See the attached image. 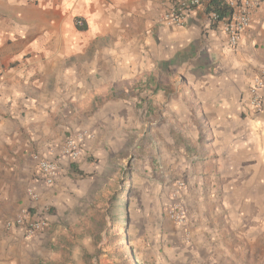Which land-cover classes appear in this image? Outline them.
<instances>
[{"label": "crops", "instance_id": "obj_1", "mask_svg": "<svg viewBox=\"0 0 264 264\" xmlns=\"http://www.w3.org/2000/svg\"><path fill=\"white\" fill-rule=\"evenodd\" d=\"M171 2L0 0V264L89 254L98 180L136 161L188 179L186 222L145 203L140 263L264 264V90L258 113L249 104L264 0L237 45L203 6L165 24ZM79 134L75 162L62 149ZM35 155L59 162L53 185ZM24 209L47 222L35 235L5 227Z\"/></svg>", "mask_w": 264, "mask_h": 264}, {"label": "rangeland", "instance_id": "obj_2", "mask_svg": "<svg viewBox=\"0 0 264 264\" xmlns=\"http://www.w3.org/2000/svg\"><path fill=\"white\" fill-rule=\"evenodd\" d=\"M143 155L149 153L144 148ZM134 150L131 151V155ZM131 156V161L133 163ZM138 158H141L140 156ZM135 165V168L133 167ZM129 166L124 162L126 170L129 171L126 182L122 185V192L114 201L108 200V193L92 197L91 204L97 208H91L90 214L95 220L88 219L85 231L91 236L85 243L89 249L90 262L94 264H126L128 261L133 264H142L139 261L142 250L141 237V219L145 216L144 205L153 202L160 204L163 214L168 215V209L173 201L180 198V193L184 191L187 185L185 171L178 165V168L172 169L169 165L164 168L169 170L167 178L160 179L159 174L155 172L152 166L150 173H144V163L138 166V161ZM112 164L111 167H116ZM132 167V168H130ZM182 171V173H181ZM197 187V184L195 185ZM183 201V200H182ZM184 202V201H183ZM185 203V202H184ZM186 204V203H185ZM188 207V206H187ZM189 211V208H188ZM172 220V219H171ZM70 251L64 258H58L56 261H48L50 264H89L86 257H79L74 253L77 245L70 244Z\"/></svg>", "mask_w": 264, "mask_h": 264}, {"label": "built area", "instance_id": "obj_3", "mask_svg": "<svg viewBox=\"0 0 264 264\" xmlns=\"http://www.w3.org/2000/svg\"><path fill=\"white\" fill-rule=\"evenodd\" d=\"M233 9L232 15L225 19L219 20L216 13H211L210 18L213 22L223 21L224 30L232 45H237L242 33L249 27L251 22L252 11L258 7L260 0H223ZM208 0H172L169 9L163 15V22L173 26H184L187 22L189 13L199 6L206 7ZM78 25H82V20H77ZM264 90V71L254 80L250 87V107L259 112L263 107V96L261 91ZM83 138L82 134L77 137L70 136L63 145L62 154L68 156L72 161H79L83 156V147L79 140ZM38 160L42 179L48 185H53L60 173V164L56 159L44 158L35 155ZM170 219L184 223L189 219L187 205L179 199H175L168 209ZM47 222L43 214L36 213L30 209H24L16 217L7 219L5 227L8 230L20 228L26 235L32 236L40 232Z\"/></svg>", "mask_w": 264, "mask_h": 264}, {"label": "trees", "instance_id": "obj_4", "mask_svg": "<svg viewBox=\"0 0 264 264\" xmlns=\"http://www.w3.org/2000/svg\"><path fill=\"white\" fill-rule=\"evenodd\" d=\"M206 12L209 15L212 12L216 13L218 15L219 20H225L232 15L233 9L228 4H226L223 0H208L207 6H206ZM72 169L73 171L80 172L79 169L76 167V165H73ZM114 173H115L114 170L107 172V175L104 177H101L96 184V187H97L96 193H99V195H102L105 192L108 193L109 194L108 200L111 202L116 200L121 194L122 192L121 187L126 182L127 180L126 176L127 174H129V171L125 169L123 172V170H121L116 176L113 175ZM93 207L97 208V206H93ZM92 218L93 220L96 219L95 217H92ZM85 257L90 262L91 256L86 254ZM89 264H94V263L90 262ZM126 264H133V263L128 261Z\"/></svg>", "mask_w": 264, "mask_h": 264}]
</instances>
